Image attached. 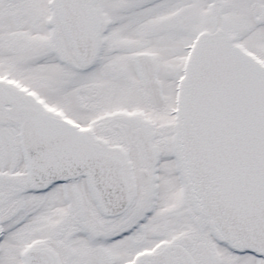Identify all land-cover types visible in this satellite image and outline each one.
I'll return each mask as SVG.
<instances>
[{
	"label": "snow or ice",
	"instance_id": "obj_1",
	"mask_svg": "<svg viewBox=\"0 0 264 264\" xmlns=\"http://www.w3.org/2000/svg\"><path fill=\"white\" fill-rule=\"evenodd\" d=\"M0 264H264V0H0Z\"/></svg>",
	"mask_w": 264,
	"mask_h": 264
}]
</instances>
